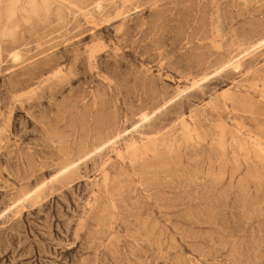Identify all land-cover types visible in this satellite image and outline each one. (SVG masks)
Returning a JSON list of instances; mask_svg holds the SVG:
<instances>
[{"label": "rangeland", "instance_id": "1", "mask_svg": "<svg viewBox=\"0 0 264 264\" xmlns=\"http://www.w3.org/2000/svg\"><path fill=\"white\" fill-rule=\"evenodd\" d=\"M0 264H264V0H0Z\"/></svg>", "mask_w": 264, "mask_h": 264}, {"label": "bare ground", "instance_id": "2", "mask_svg": "<svg viewBox=\"0 0 264 264\" xmlns=\"http://www.w3.org/2000/svg\"><path fill=\"white\" fill-rule=\"evenodd\" d=\"M100 9V8H99ZM252 41V40H251ZM17 57H14V59H16ZM100 150V149H99Z\"/></svg>", "mask_w": 264, "mask_h": 264}]
</instances>
